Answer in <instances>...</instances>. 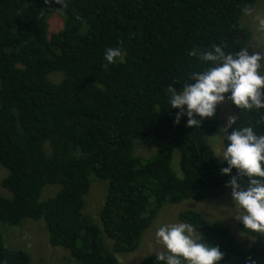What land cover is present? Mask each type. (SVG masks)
<instances>
[{"label": "trees", "instance_id": "16d2710c", "mask_svg": "<svg viewBox=\"0 0 264 264\" xmlns=\"http://www.w3.org/2000/svg\"><path fill=\"white\" fill-rule=\"evenodd\" d=\"M66 3L57 11L61 5L45 0H0L3 264H32L27 251L5 239L27 220L41 221L50 245L68 251L70 261L120 264L117 254L139 249L165 205L231 193L225 187L230 177L220 175L227 164L209 140L219 131L220 105L200 128L187 127L186 119L177 125L167 88L181 89L191 73L210 66L194 50L250 46L254 35L242 18L264 0ZM53 16L64 21L58 31L50 30ZM261 32L264 43V26ZM108 47H120L122 59L107 64ZM228 104L238 123L251 122L264 134V109ZM137 142L155 155L137 154ZM222 143L225 148L223 137ZM96 179L105 182L106 194L94 219L87 199ZM179 220L201 241L219 246L220 264H250V258L264 264V234L239 221V232L250 237L244 246L228 225L198 209L182 210ZM142 264H156V255Z\"/></svg>", "mask_w": 264, "mask_h": 264}, {"label": "clouds", "instance_id": "9594fccd", "mask_svg": "<svg viewBox=\"0 0 264 264\" xmlns=\"http://www.w3.org/2000/svg\"><path fill=\"white\" fill-rule=\"evenodd\" d=\"M45 2L61 5L57 11L67 7L66 0ZM192 55L210 66L191 73L189 82L183 83L179 90L168 86V104L178 110L174 124L186 119L187 127L200 128L204 119L214 117L218 105L225 101L238 110L260 112L264 109V52L253 50L250 53L248 47L225 52L223 45H213L210 50H194ZM122 57L120 47L105 49L107 64H114ZM238 120L237 114L228 115L217 134L226 141L219 157L227 166L220 168V175L230 177L225 187L231 190L235 219L245 229L264 234V134L251 122L245 125ZM194 232L189 223L161 225L156 237L166 251L156 253V264H220L224 253L219 246L194 238ZM250 264L256 261L250 258Z\"/></svg>", "mask_w": 264, "mask_h": 264}, {"label": "rangeland", "instance_id": "374dc122", "mask_svg": "<svg viewBox=\"0 0 264 264\" xmlns=\"http://www.w3.org/2000/svg\"><path fill=\"white\" fill-rule=\"evenodd\" d=\"M242 25L248 27L253 32L254 38L248 50L251 53L253 50L264 52V43L262 41V28L264 26V4L261 3L253 8L249 9L244 17L242 18ZM64 21L62 23L61 19L58 16H53L50 23V30L58 31L63 28ZM220 126L225 124L226 118L228 115H233L232 110L227 101L223 104H220ZM219 132L214 136H211L210 143L219 153H223V143L222 136H217ZM137 154L140 156H148L151 153V156L148 159H151L156 151L151 149L150 151L145 148L141 142L136 143ZM179 161V159H178ZM174 166V160H173ZM175 169L178 173H181L179 168V163L175 164ZM2 169L0 167V181L2 180ZM51 187L45 191L48 193ZM106 184L104 181L96 179L87 199V207L92 218H97L99 210L104 202ZM2 192L5 194L4 189ZM44 193V194H45ZM43 198L45 199L44 195ZM192 201V200H191ZM187 201L177 205H165L160 209L156 219L152 223L149 229L145 231V234L142 238L139 249L131 253H121L117 254L120 264H142L143 260L151 255H156V253L161 251H166L165 246L158 240L156 237L157 229L164 224H174L181 222L179 220V214L184 209H198L201 211L207 219L214 221H220L228 225L235 235H237L238 241L242 246L247 244L250 241V237L243 233L239 232L238 221L235 219L236 208L234 207V202L231 197V193H227L221 198L205 200L199 202L198 204ZM41 221L27 220L21 226L16 227L13 230H7L5 234V239L7 246L16 249L27 251L33 259L32 264H81L77 261H70L67 259L69 256L68 251H63L61 247H52L48 240V235L44 231V227ZM198 234L194 232V238H197ZM8 240V241H7ZM108 244H111L108 239H106Z\"/></svg>", "mask_w": 264, "mask_h": 264}]
</instances>
